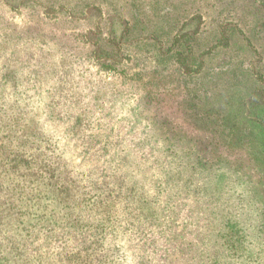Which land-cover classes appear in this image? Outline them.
Here are the masks:
<instances>
[{
  "label": "rangeland",
  "instance_id": "obj_1",
  "mask_svg": "<svg viewBox=\"0 0 264 264\" xmlns=\"http://www.w3.org/2000/svg\"><path fill=\"white\" fill-rule=\"evenodd\" d=\"M91 1L0 0V159L27 154L19 172L43 164L78 195L64 207L43 175L39 264H264V0H108L104 41ZM185 21L193 75L163 54Z\"/></svg>",
  "mask_w": 264,
  "mask_h": 264
},
{
  "label": "trees",
  "instance_id": "obj_2",
  "mask_svg": "<svg viewBox=\"0 0 264 264\" xmlns=\"http://www.w3.org/2000/svg\"><path fill=\"white\" fill-rule=\"evenodd\" d=\"M103 2L107 3L108 6V0H100V2H82L84 4L83 6L85 7L83 14L92 16L96 20H98L96 21L97 23L94 26L96 30H93L96 32L99 40H103L106 38L103 33L105 27L107 28L109 22H111L109 21L110 18L108 16H110V13H112L111 11H108L106 9V6L103 5ZM57 9L65 10L70 15H72V17H75L76 13H78L76 6H70V4L67 5V3L60 4ZM113 9L116 10L115 13H118L117 16L119 18H122L124 16V14L120 13V11L118 12L119 8L115 7ZM196 18L198 20V23H203V16H193L191 20ZM186 21L182 23L181 29L177 31L174 38L172 39L171 46L163 50V54L169 55V57L175 59V61L184 70L185 73L193 75L200 72L202 67L204 66V60H200L203 54H210L213 49L219 45L228 47L231 41L228 31H230V29L233 31L238 30L236 28V25H232L231 23H229V27H223V25L221 24V26H219V28L217 29L219 34L221 35L220 42L213 45L207 51L202 52L201 55H198L197 59L200 60V64L198 65V67L194 68V66L188 63V59L191 57V55L195 54L193 42L197 39V35L200 32L201 27L197 26L195 30L189 31L184 28ZM108 42L109 41H107V43ZM111 43L114 42L112 41ZM96 45L99 53L100 49H102L104 51L105 57H111L108 55L111 52L105 48V45H101L99 44V42H97ZM115 53V56L121 55L120 47L119 50H117ZM110 59L111 61H109L108 63L106 62V67H113L112 61L114 62V60L113 58ZM261 79L264 83L263 76ZM7 81L8 79L5 78V82ZM1 110H5V107L2 105V103H0V111ZM1 115L3 114H1L0 112V120L3 119ZM6 118H9V116L6 115ZM11 134L12 132L6 131L8 140H11ZM0 135H2L1 129ZM1 137L2 136H0V138ZM5 148H7L6 144ZM27 157L29 158L27 154L26 157L20 156V159L16 161V157L11 158L10 155H6L0 159V167H7L8 170H6L5 172L10 173L8 174V178H6L4 173H0V264H39L41 262L43 245L39 242L40 237L36 235L35 227L39 228V232L43 231V205L41 202H38V200L43 197L40 192L41 190H43V175L46 176L47 174H51L50 183H62V185H59L56 189V196L59 202L65 205L64 207L70 206L72 203H76L78 199V195L76 196L75 193H72V186L68 184V181H66V179L63 177L58 176L57 171H55L54 173L50 168H45V165L43 166V164L37 165L38 171L36 172H19V168H29L32 165V161ZM20 176L24 178L19 180L17 177ZM5 189L6 191H10L11 189L13 190V193H11L10 195H6L5 193H3ZM22 195L29 198L31 207H34L36 209L37 214L34 215H37L40 218L39 222H37L36 224L28 223L25 228L22 223L23 221L18 220L20 218L21 210L20 208H16V205L18 202H20V198L22 197ZM12 222V228L14 231L13 233L10 231ZM75 222L76 220H72L68 223V230L65 234L63 233L61 228L60 230L55 232L54 235H57L58 233L64 234L62 237V243H64L65 241H69L71 237L75 235V231L73 229L76 225ZM54 223L55 224L53 225V227H49V229L57 228L61 224H64L63 221H55ZM45 226L47 225L45 224ZM6 228L9 229L7 232L9 233V235L8 237H3V239H1L2 231H4ZM81 258H83L81 255H74L72 260L79 261L81 260Z\"/></svg>",
  "mask_w": 264,
  "mask_h": 264
}]
</instances>
